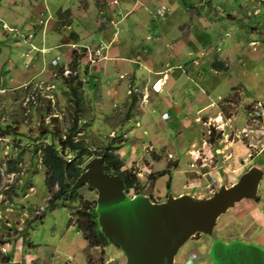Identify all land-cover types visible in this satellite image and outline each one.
<instances>
[{"label":"rangeland","instance_id":"374dc122","mask_svg":"<svg viewBox=\"0 0 264 264\" xmlns=\"http://www.w3.org/2000/svg\"><path fill=\"white\" fill-rule=\"evenodd\" d=\"M17 1L23 4L11 5L6 0L0 1L1 65L11 60V67H7L6 72L1 73L0 70V126L3 128L12 126L17 138L22 139L19 141L16 136L0 135V249L5 254L2 256L4 258L0 259V264H4L7 256L13 259L10 264H127L123 251L113 245L90 248L81 231L70 223L71 210L68 206L65 207L63 202H59L56 207L49 206L51 195L45 185V168L41 163L40 153L34 154L35 147L42 144L43 133H65L71 127L74 116L77 115L80 118L77 123L81 127L78 137L93 150L100 152L101 148L108 143L107 140L118 134L127 141L128 144H124V141L116 152L120 157L127 159L125 162L127 167L137 172L142 183L140 195H145L155 203L165 202L169 195L178 196L175 190L181 188L182 185H177L176 181L177 183L171 184L168 191V175L155 182L150 179L151 173L164 169L163 164L166 162V165L167 163H180V169L178 166L177 170L172 172L173 180L179 181L187 176L185 178V184L188 187L186 191L196 199H204L212 196L221 186L227 185L224 183L230 185L233 179L223 183L219 180L214 181L215 175L210 178L207 174V170L211 169L210 166L205 165V169L202 170L201 165L209 161L214 166L219 161L221 165L229 168L231 165L241 167L240 159L244 160L245 157H242V152L234 153L233 147L236 149L235 146L239 143L249 146L247 136L253 132L239 133L237 124L243 122L245 127L250 128L251 131L262 130L264 127V91L260 83L264 81V74L257 73L256 75L252 72L250 75L243 76L242 73L238 74L234 71L235 75L223 73L212 80L209 75L195 76L196 72H193L191 68L187 73L192 80L185 75L182 76L180 79V83L183 84L182 93H176L175 86L173 89L175 92L168 98L169 102H172L174 98L184 100L190 112H184L178 118L172 115L170 121H163L161 113L164 105L157 103L152 106L148 105V102L150 94L153 98L155 93L159 94L163 91L168 80L167 71L158 73L160 78L152 86L151 92L149 89H143L147 92L145 96L139 88L135 91L130 90L132 85L126 81L131 79V76L127 73L119 76V81L125 82V85H122L124 99H117L115 93L108 92L110 90L108 88H113L112 85H115V78L107 79L102 76L105 72L104 61L109 59L107 54L109 48L99 44L100 42L94 44V40L99 37V29L102 30L99 20L107 18V14L101 12L103 9L99 5L100 0H96L98 4L96 7L91 5L92 0ZM112 1L114 0L108 2ZM120 1L117 0L115 4H121ZM245 1L165 0L160 2L156 9L155 5H152L153 11L138 10L141 6L136 4V7L132 6L131 9L127 7V14L123 16V19L127 22L131 18L140 27L145 18L149 16V21L152 20L156 28H161L163 21L165 25L167 22L173 24L180 20H194L198 21L197 28L211 22L214 26L216 25L217 32L212 33L210 45L212 47L218 45L226 49L228 43L240 35L238 26L232 24L228 16L234 14L233 10L236 11L235 13L245 15V11L240 7ZM200 3L204 5L199 7ZM159 5H166L170 8L169 17H165L166 12L163 15L160 14L162 13L160 10L157 14ZM62 10H69L68 17L61 19ZM138 11L143 16L138 15ZM15 12L20 16L16 18ZM197 12L201 16L199 19L195 17ZM247 12L245 16L249 18ZM10 17L16 19V24L13 25L8 20ZM114 18L115 26L117 24L120 26V17L115 16ZM4 22L7 27L2 31ZM65 24L67 26H64ZM24 27L26 29L22 30ZM123 27L125 33H128L129 24ZM15 29H17L15 33L7 31ZM111 30L114 31L113 28ZM193 31L198 33L199 30L194 29ZM26 32L30 35L22 36ZM72 32L78 37L73 38ZM141 35L145 34L141 32ZM29 40L30 42L33 40L32 42L39 47L38 51H34L39 59L31 64L28 61L33 53L28 56L22 55L26 54L29 49ZM89 43H93V47ZM85 44L87 50L80 46ZM111 45L114 46L112 43ZM200 49V46L196 44L195 50L198 53H193L195 58L198 57ZM189 50L190 48H186L185 53ZM75 58L78 63L76 72L70 67ZM180 61L187 62L185 58H181ZM194 63L198 65V61ZM86 68L87 74L84 73ZM76 73L81 74L83 82V91L80 90L83 111L78 113V107L70 95L71 89L69 85H65L63 80V77L67 78ZM138 75L139 80H142L145 71H139ZM105 81L112 82V85H106ZM240 81L247 88L245 101L242 92L238 91V88H233ZM212 82L215 84L211 87ZM159 83H162L161 87H158ZM200 88L209 93L215 102L210 104L204 115L194 117L196 111L193 106L195 105L193 103L190 105V102L195 95L199 94ZM185 89L186 94L183 93ZM190 90L192 92H189ZM131 92L138 96L135 98L139 105L133 110L134 114L140 115L143 105L146 104L145 113L152 122L150 126L152 130L150 129L151 131L149 130L142 140L134 139L133 142L130 139L126 140L125 134L120 133L121 130L118 128L120 125L130 130L137 128L135 120L130 123L124 122L127 112L124 113V109L121 111L123 106L128 105L129 100L132 99ZM125 99H128V103ZM195 101L198 102V99H194ZM242 101L244 102L240 105ZM130 102L133 103L135 100L132 99ZM233 116L236 117L234 125L230 123ZM159 121L163 122V125ZM160 126L164 129L160 130ZM112 129H117V132L112 133ZM138 130L141 131V128ZM155 133L167 137L168 150L161 148L160 145L158 149L155 148L149 152L151 157L145 155L134 159L132 147H139L140 155L145 154L143 146L149 145L151 136ZM135 136L134 132L132 137ZM50 141L51 137L48 136L43 143ZM232 141H235L233 145ZM136 144L140 146H134ZM250 149L252 156L258 151V149ZM229 153H234V156L225 157ZM95 157L97 156L93 158ZM10 161L16 164L17 170L13 173L9 172ZM250 166L262 171V182L257 194L264 198V150L253 159ZM248 168L243 167L237 174H241L243 170L247 171ZM80 193L91 201L97 200L98 197V192L88 186L81 187ZM129 195L133 197L135 192L132 191ZM254 202L244 200L221 216L214 234L203 235L198 241L189 240L179 250L175 264H213L211 259L213 242L217 240L231 242L247 237L254 239L251 236L255 225L252 223V213L256 209ZM238 213H243L244 216L238 219ZM9 252L11 253L8 255Z\"/></svg>","mask_w":264,"mask_h":264},{"label":"crops","instance_id":"0c3cea01","mask_svg":"<svg viewBox=\"0 0 264 264\" xmlns=\"http://www.w3.org/2000/svg\"><path fill=\"white\" fill-rule=\"evenodd\" d=\"M0 1H4V0H0ZM6 1H8L11 5L23 4V2H20V1L18 2L17 0H6ZM108 1L109 0H104V2H102V0H100L99 2V5H101L103 9V11L101 12L106 13L107 18L105 19L101 18L100 19L101 22L99 20V24L101 23L102 30L99 29V37H97L94 40L95 42L94 44H97V42H100L99 44L106 45L109 48V51L107 53L109 56V59L104 61L105 62L104 70L106 73L104 72L102 76L106 77L107 79H111L112 77L115 78V85H112V82H110L111 80L105 81L106 85L113 86V88L111 87L108 88V90L109 89L110 90L109 91L107 90V91L109 93H112V92L113 94L115 93V95H117V99H122V98L124 99V96H122V85H125V82L124 81L120 82L119 76L120 74L127 73L129 74V76H131V79H127L126 82L131 84L132 88L134 86H136L135 89L139 88V90H141L142 95L145 96L147 92H145L143 89H149L151 92L152 86L155 85L156 81L160 78L158 76V73L167 71L166 73H167L168 80L165 83L166 86L164 87L163 91L159 94L155 93V96L153 98L151 97V94H150V99L148 102V105L151 104L152 106H154L157 103L158 104L162 103L164 105L163 107L164 109H162V113H161V119L163 121H170L172 118L171 117L172 115L178 118L182 116L184 112H190L189 110H187V106H185L186 103H184V100L180 98L179 99L174 98L172 102H169L168 98L171 97V94L174 93L175 90L177 91L176 93H179V94L182 93L183 84L180 83V79L182 76L185 75L189 77L188 79L192 80V78L187 73L189 69L191 68H193V72H196L195 76H203V75L208 76L209 75V77H211L212 80L213 78L214 79L218 78L217 75H221L223 73H227V74L229 73L232 75L234 74V71H237L238 74L242 73L243 76H246L247 74L250 75L252 72L253 74H256V75L257 73L264 74V0H246L244 3L241 4L240 7L241 9L245 11V15H246V12L248 11L247 13L250 16L249 18H247V16L239 12L235 13L236 12L235 10H233V13H234L233 15L228 16V20L232 24L234 23L238 26L240 30V35L233 38V41L228 43V47L226 49L225 48L222 49L218 45H214L213 47L210 45V39L212 38L211 37L212 33L217 32L216 25L214 26V24H211V22H207V24L201 25L197 28L196 23L198 21L195 22L194 20L193 21L180 20L173 24L171 22L170 24L167 22L165 23V25L163 21L162 27L156 28L155 26H153V21L152 20L149 21L150 19L149 16L146 18L144 17L145 20L141 24L140 27H138V25H136L137 22L131 18H129L127 22L123 19V16L127 14L126 10L128 6L131 9L132 6L136 7V4H139L141 7L138 8V10L140 9V10L153 11L154 8L153 9L151 8L152 5H155L154 7L156 9V6L160 4V2H164L165 0H121L120 1L122 2L121 4H115V1L117 0H114L110 3ZM96 4H97L96 0H92L91 5L96 7ZM203 5H204L203 3H200L199 7ZM163 6L167 10L165 17H169L170 8H168L166 5H159L157 14H158V11L161 10ZM108 7L111 9V11H109L110 9ZM15 15H16V18L17 16L18 17L20 16L16 12H15ZM114 15L117 17H120V20H119V22L121 23L120 26H118V24L116 25L117 27L115 26L114 24L115 16ZM138 15L143 16L142 14H140L139 11H138ZM195 17L199 19L201 16L197 12ZM8 20L12 22L13 25L16 24L15 18L10 17ZM128 24H129V28L131 27L132 29H129L127 27L128 33H125L123 25L126 26ZM154 24L157 25L156 23ZM112 28L114 29V31L111 30ZM162 28H164V30ZM25 29H26L25 27L22 28V30H25ZM194 29H198L199 30L198 33L197 32L195 33L193 31ZM2 31H4L3 27H2ZM16 31L17 29L15 30V32ZM141 32H143L145 35H141ZM28 35H30L29 32H26L22 36L27 37ZM139 35L141 36V38ZM227 35H229V33H227ZM32 41L31 42L30 40L28 41L29 49L27 53L22 54L23 56L24 55L28 56L30 53H33L29 56L28 62L30 64L38 61L39 59L38 54L35 53L36 51L39 50V47ZM111 43L114 44V46H112ZM133 43H136V44L133 45ZM196 44H198L201 49L199 51L198 57L195 58L193 53L194 52L198 53V51L195 50ZM80 46L85 47L86 44L80 45ZM186 48H190V50L187 53H185ZM192 48L194 50H192ZM181 58H185L187 62L184 63L180 61ZM209 58H211L210 61L208 60ZM216 60L224 62L225 67L227 69L224 71H218L214 69L212 64ZM194 61H198V65H196ZM10 62L11 60H9L7 64L2 63V65L0 62L1 73H4L7 71V67L10 66ZM143 70L145 71V75L142 80L141 79L139 80L138 73L139 71L142 72ZM95 81L96 79L93 80V83H92L93 86L95 85ZM137 83H140V84L136 85ZM150 83L152 84L150 85ZM260 83L263 85V91H264V81ZM214 84L215 83L212 82V85L210 86L212 87ZM175 86H176V89L173 90ZM88 87H91V86H88ZM233 88H238V91L242 92V94L244 95L243 100L245 101V94H246L247 88L244 86L243 82L241 83L240 81V83L237 86H234ZM199 90H200L199 94L193 97L195 100L198 99V102L196 101L194 102V99L191 100L190 102V105H192V103L193 105H195L193 106L195 107L194 110L196 111L194 113L195 115H193L194 117L196 115L197 116H201L202 114L204 115L208 111L210 104L215 102L211 99V95H209V93H206V91L203 88H200ZM186 92L187 91L185 89L183 93L186 94ZM189 92H192V91L190 90ZM107 94L105 96H107ZM132 99L133 101L135 100V102L133 103L130 102ZM132 99L129 100V103H128V99H125L128 105H124L121 111H123L124 109V113L127 112L126 113L127 118L126 120H124V122L128 121L130 123L133 120H135L137 128L130 130L121 125L118 127L121 130L120 133L125 134L126 140L130 139L131 142H133L134 139L142 140L144 136H146L148 131L151 129L150 126L152 123L150 122V119H149L150 117H148L145 113L144 107L146 106V104L143 105L142 112L140 115L137 114L136 116L134 114L133 110L139 104H138V101H136V98L132 97ZM244 101H242L240 105H242ZM181 102L183 105L181 104ZM123 103L125 102L123 101ZM164 113H167L169 115L168 120H164L162 118V115ZM134 116L135 118H133ZM235 119L236 117L234 118L233 116L230 119L231 121L230 123L234 125V122L236 121ZM159 123L163 125V122L159 121ZM245 126L246 125H244V123L241 122V123H238L236 127L238 128L239 133L240 132L243 133V131L253 132L252 134H249L247 136L249 137L248 139L249 146L239 143L238 146H235L236 149H234L233 147L234 153L240 154V152H242L241 154L242 157H245L244 160L241 157H240L241 159L239 158L242 162L241 167L231 165V167L229 168V167L221 165L219 161L214 166L212 165V163H209V161L201 165L202 170L205 169V165L210 166L211 169L207 170L208 171L207 174L210 176V178L215 175V178H213L214 181L219 180L223 183L225 181L228 182V180L233 179L230 185H228V183H224V184H227L225 185L227 188L236 184L239 181V179L244 174H246L250 168H252L250 165L252 164L253 159L259 156V154L264 150V127L262 130H252L251 131L250 128L245 127ZM139 128H141V131L138 130ZM162 128L163 126H160V130ZM117 129H112L111 132L116 133ZM240 129H242V131ZM134 132L136 133V136L132 137V134ZM151 137L152 139L149 142V145L145 144L143 146V150L145 149V154L140 155L141 149H139V147L138 148L132 147V150H133L132 154H134L132 155V157L134 156V159L145 156V155L150 156L149 152H152L153 149L159 147L160 145L162 146L161 148L167 149V145H166L167 137L165 138L161 134L159 135L157 133H155ZM234 143L235 141H232V145ZM124 144H128L127 141H125ZM134 146H140V145L136 144ZM148 147H150L149 150H147ZM250 148L258 149V151H256L254 156L251 155ZM146 152H148L149 154H147ZM234 153H229V155L225 157L227 158L231 156L233 157ZM209 154H212V153H209ZM218 159L219 157L217 158V160ZM124 160L125 162H127V159L124 158ZM146 160L150 161V159H146ZM152 162L154 163V161ZM164 163L165 164L163 165L165 167L166 162ZM161 164H158V165H161ZM243 167H245V169H247V167L249 168L247 171L243 170L241 174H237L238 171L242 169ZM177 168L180 169V163L177 164ZM177 168L173 171H176ZM185 178H187V176L182 177L181 180L179 181L175 179L173 180V177L171 179L172 185L176 181L178 182V183L176 182L177 185H180V184L182 185L181 188L175 190L176 191L175 193L178 192L177 193L178 196H181L184 194H190V192L186 191L188 187L185 184ZM259 189H260V186H259ZM178 196H175V197H178ZM252 201H255L254 207L256 208L254 209L252 213V220H253L252 223H254L255 225L252 228L253 234L251 236L254 239H251L250 237H247L245 239L248 240L249 242H254L264 247V198L258 195L257 199L252 200ZM243 216H244L243 213L237 214L238 219Z\"/></svg>","mask_w":264,"mask_h":264},{"label":"water","instance_id":"95a60500","mask_svg":"<svg viewBox=\"0 0 264 264\" xmlns=\"http://www.w3.org/2000/svg\"><path fill=\"white\" fill-rule=\"evenodd\" d=\"M104 156L92 158L74 188L88 186L98 192V226L110 245L122 250L127 264H175L189 240L214 234L218 220L243 200H255L263 174L252 167L239 181L222 186L212 196L169 195L155 203L145 195L130 197L124 180L103 168ZM213 264H264V247L237 239L213 242Z\"/></svg>","mask_w":264,"mask_h":264},{"label":"trees","instance_id":"16d2710c","mask_svg":"<svg viewBox=\"0 0 264 264\" xmlns=\"http://www.w3.org/2000/svg\"><path fill=\"white\" fill-rule=\"evenodd\" d=\"M68 11L69 10H62L61 19L65 16L68 17ZM64 26H67V24ZM71 36L73 38L78 37L74 32L71 33ZM76 61L75 58L70 64L71 70L74 72L77 71L78 67ZM212 66L218 71L227 69L224 62L217 60ZM84 73H88L87 68ZM63 80L65 85H69L71 89L70 95L76 107H78L77 113L83 111V100L80 91L83 88L81 74H71V76L67 78L63 77ZM79 119V116L75 115L71 127L63 134H58L57 132L43 133V137L41 138L42 144L35 147L34 154L37 155V152L40 153V160L45 168V185L51 195L49 206L56 207L59 202H63L64 206H68L71 210L72 217L70 223L81 231L85 240L88 242V246L90 248L106 247L110 244L102 234L97 223L96 200L91 201L86 199L80 193L81 187L74 188L73 186L76 180L84 172V166L88 160L92 159L94 156H104V170L119 175L126 184L127 193L134 191L136 195H139L142 189V183L137 172L133 168L127 167L124 158L117 155L116 150L119 146L123 145L125 141L119 136L120 134L113 138L110 137V139L107 140L108 143L98 152L93 150L85 144L84 140L78 137L81 133V127L77 123ZM0 135L16 136V133L12 126H6L5 128L0 126ZM48 136L51 137V141L43 143ZM17 139L22 141L21 138ZM14 163L13 161L9 162V172L11 173L17 170L16 164ZM176 168L177 164L167 163L164 169L151 173L150 179L155 182L157 179L168 175L169 180L167 182V188L169 191L171 187L172 171ZM73 219H76V221H73ZM10 253L11 252H9L8 255ZM3 255L5 254L0 249V259L4 258L2 257ZM5 258L6 261L4 264H10L13 261L11 256Z\"/></svg>","mask_w":264,"mask_h":264},{"label":"clouds","instance_id":"9594fccd","mask_svg":"<svg viewBox=\"0 0 264 264\" xmlns=\"http://www.w3.org/2000/svg\"><path fill=\"white\" fill-rule=\"evenodd\" d=\"M115 3H117V1H115ZM160 11L162 12V13H160V14L163 15L167 10H166V8L163 6V7L161 8ZM158 13H159V12H158ZM166 13H167V12H166ZM5 24H6V23H3V25H2V27H3L4 29L7 27V26H5ZM15 30H16V29H15ZM15 30H12V31H11V30H7V31H9V32H11V33H15ZM149 39H150V38H149ZM91 47H93L92 44H91ZM86 48H87V47H84L85 50L88 49V48H87V49H86ZM89 49H90V48H89ZM94 49H95V48H94ZM218 50H220V49H218ZM85 81H86V79H85ZM130 90H134V91H135V88H132V87H131ZM132 95H133V96H132ZM130 96H132V97L135 98V97L137 96V94L131 92V93H130ZM137 97H138V96H137ZM165 114H167V113H164V114L162 115V118H163L164 120H168V119H169V115L167 114L168 117L166 118V117H164ZM135 195H136V194H135ZM4 251H5V250H4ZM112 261H113V260H112Z\"/></svg>","mask_w":264,"mask_h":264},{"label":"bare ground","instance_id":"6f19581e","mask_svg":"<svg viewBox=\"0 0 264 264\" xmlns=\"http://www.w3.org/2000/svg\"><path fill=\"white\" fill-rule=\"evenodd\" d=\"M158 85H159L158 87H161L162 83H159Z\"/></svg>","mask_w":264,"mask_h":264},{"label":"built area","instance_id":"2783aa9c","mask_svg":"<svg viewBox=\"0 0 264 264\" xmlns=\"http://www.w3.org/2000/svg\"><path fill=\"white\" fill-rule=\"evenodd\" d=\"M164 117H166V118H167V117H168V115H167V114H165V115H164Z\"/></svg>","mask_w":264,"mask_h":264}]
</instances>
